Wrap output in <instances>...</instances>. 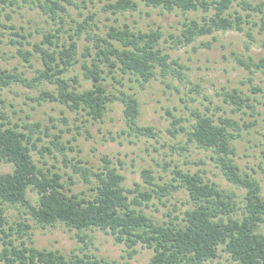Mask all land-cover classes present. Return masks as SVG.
Segmentation results:
<instances>
[{
    "label": "trees",
    "instance_id": "obj_1",
    "mask_svg": "<svg viewBox=\"0 0 264 264\" xmlns=\"http://www.w3.org/2000/svg\"><path fill=\"white\" fill-rule=\"evenodd\" d=\"M16 1L0 0L7 4L0 5V28H15V23L10 21L13 14L7 11V6L16 4ZM24 2L40 8L58 26L54 31L44 32L40 41H27L32 44L33 50L22 46L17 49L25 61H30V57L37 52L42 65L38 75L30 80L16 70L0 68V86H9L12 82H28L32 86L44 82L52 84L55 89H42L39 99L49 98L64 102L72 109L86 110L95 120L103 117L109 100L120 98L125 103L124 114L129 125L148 134H154L153 128L140 126L136 121L138 99L124 89L119 90L123 95L109 93L103 83V65L112 73L121 71V79L117 78L121 85L128 74L143 83L158 76L165 79L168 74L182 78L184 66L171 57L168 49L188 46L198 37L216 31L244 30V23L252 22L250 12L244 14L240 9L231 10L234 2L242 4L244 10L250 9V0H106L102 6L104 12L115 15L134 14L141 10V4L157 9L161 14L175 11L203 13L200 18L185 16L180 21L182 27L178 32L167 31L162 23L157 22L145 28L124 21L104 24L102 29L96 12L90 11L82 19L71 17L69 5L79 6L74 0ZM256 8L261 11L262 5ZM4 12L6 19L3 20ZM66 15L72 19L68 27H65L68 23ZM82 15L84 12H81ZM261 29L264 30V20ZM18 34L20 39L11 42L22 45L26 36ZM247 34L253 36L251 31ZM82 38L88 42L83 56L91 58V64L85 60L82 67L92 85L77 91L70 88L64 73L80 61L77 56L78 40ZM202 44L211 45L210 41ZM238 61L250 69L252 66H264V58L259 62L241 58ZM223 94L228 102L240 107H253L248 98L236 89ZM171 114L174 130L184 131L188 140L197 147L214 151L212 158L225 178L245 189L243 199L237 200L235 193L227 192L200 173L173 169L175 179H180L178 186L187 190L194 205L184 211L180 222L159 221L148 215L141 205L144 204L143 199L156 197L163 200L168 187L153 185L149 171L144 170V177L153 183L151 190L156 196L147 190H129L124 185V175L106 158V164L94 173L93 180L89 176L84 178L92 184L90 192H73L61 180L60 173L44 170L33 157L40 139L36 140L34 134L40 125L32 123L20 129L21 125L13 122L9 114L0 108V160L14 165L13 172L0 174V261L5 264H115V260L110 262L82 248L80 252L83 253L75 252L68 256L58 250L38 248L30 237L32 224L24 218L11 220L6 212V205L20 204L26 207V213L38 225H64L75 230L83 242H86L87 234L81 232L98 228L112 233L117 242L123 243L129 257L138 252V244L149 247L154 252L148 264H203L218 258L220 249L228 253L236 264H264V230L261 231L264 226V195L260 182L251 174L241 172L234 159L236 151L231 142L238 135V122L229 117H218L217 121L208 113L193 110L194 120L189 125H176L182 119ZM75 170L81 173L78 166ZM70 179V184H73L72 177ZM30 188L38 194L36 204L27 195ZM132 193H135L133 197ZM240 203L244 204V209L242 217L237 218L233 212L236 213Z\"/></svg>",
    "mask_w": 264,
    "mask_h": 264
},
{
    "label": "rangeland",
    "instance_id": "obj_2",
    "mask_svg": "<svg viewBox=\"0 0 264 264\" xmlns=\"http://www.w3.org/2000/svg\"><path fill=\"white\" fill-rule=\"evenodd\" d=\"M105 1L74 0L79 6L69 5L71 17L82 19L92 11L97 13L102 29L104 24L124 21L132 26L140 25L145 28L148 24L153 26L157 22L162 23L167 31L178 32L182 27L180 21L185 16L200 18L203 14L200 11L161 14L159 10L141 4V10L134 14L115 15L102 10ZM250 1V9L244 10L243 5L236 2L231 8L240 9L244 14L251 13L249 19L252 22H245L244 30L216 31L198 37L188 46L168 49L171 57L178 59L184 66L182 78L168 74L165 79L158 76L143 83L136 80L134 75L128 74L121 85L117 80L121 79V71L112 73L103 65V83L109 93L123 95L119 90L124 89L137 98V124L151 126L154 134L143 133L129 125L124 114L125 103L120 98L109 100L103 117L97 120L86 110L72 109L64 102L49 98L39 99L42 89H55L54 85L46 82L37 86L29 85L28 82H12L9 86H0V108L9 114L13 122L21 125L20 129L32 123L40 125L34 134L36 140L38 137L40 139L37 140L33 157L44 170L60 173L61 180L73 192H90L89 187L92 184L84 178L89 176L93 180L94 173L106 164V158L111 166L124 175V185L129 190H147L156 196L151 190V184H157L156 187L167 186L168 192L163 195V200L156 197L151 200L143 199L141 208L153 219L178 222L182 221L184 211L192 207L194 202L187 190L178 186L180 179H175L173 169L200 173L205 179L217 183L220 188L235 193L237 200L243 199L246 191L225 178L212 158L214 151L197 147L188 140L184 131L174 130V117L171 113L182 119L176 125H189L194 120L193 110L208 113L217 121L218 117H229L240 126L238 135L231 142L236 151L234 159L241 172L251 174L260 182L264 195V66H252L250 69L238 61L241 58L259 62L264 58V30L261 29L264 0ZM2 4L4 3L0 2ZM260 5L261 11L256 8ZM7 11L13 14L10 21L15 23V28H0V68L16 70L31 80L42 67L40 56L34 52L30 61H25L17 49L22 46L24 49L33 50L32 44L27 41H40L44 32L54 31L58 25L40 8L31 7L24 0L8 5ZM81 12L84 15L81 16ZM65 17L68 20L65 27H68L72 19L67 15ZM2 19H6L5 12ZM248 31L252 32V37L247 34ZM18 33L26 36L22 45L11 42L13 39H20ZM207 41H210L209 47L201 45V42ZM87 43L84 38L78 40L77 56L80 61L64 73L71 84L70 88L77 91L92 85L91 79L84 75L82 67L85 60L91 64V58L84 57L82 53ZM233 89L248 98V103L253 107H240L226 101L223 93L232 92ZM75 166L81 169V173L75 170ZM144 170L149 171L153 183H149V178L144 177ZM13 171L12 163L0 160V174ZM70 177L73 184H70ZM176 186L178 188L174 189ZM134 194H130L131 197ZM27 195L36 204V191L30 188ZM239 205L236 213L233 212V216L237 218L242 217L244 209L243 203ZM26 211L24 205H6V212L11 220L24 218L32 224L30 237L33 244L40 249L58 250L67 256L75 252L83 253L80 252L83 249L110 262L115 260V264H148L154 252L151 248L138 244V252L129 257L126 246L117 242L110 232L98 228L85 230L81 232L87 234L86 242H83L79 240L75 230L60 224L42 227ZM263 230L264 226L261 231ZM219 251L218 258L203 264H236L228 253L221 249ZM0 264L5 263L0 261Z\"/></svg>",
    "mask_w": 264,
    "mask_h": 264
}]
</instances>
